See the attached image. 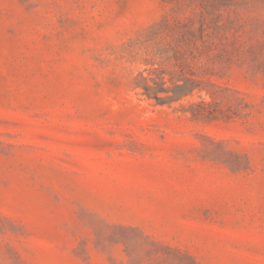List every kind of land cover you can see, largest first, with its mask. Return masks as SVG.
Here are the masks:
<instances>
[{
	"label": "rangeland",
	"instance_id": "obj_1",
	"mask_svg": "<svg viewBox=\"0 0 264 264\" xmlns=\"http://www.w3.org/2000/svg\"><path fill=\"white\" fill-rule=\"evenodd\" d=\"M0 264H264V0H0Z\"/></svg>",
	"mask_w": 264,
	"mask_h": 264
},
{
	"label": "trees",
	"instance_id": "obj_2",
	"mask_svg": "<svg viewBox=\"0 0 264 264\" xmlns=\"http://www.w3.org/2000/svg\"><path fill=\"white\" fill-rule=\"evenodd\" d=\"M186 35L194 37L193 31H186ZM211 45L202 44L201 48L195 47V51L191 50V47L188 46V50H183L181 52L176 51V56L182 57L187 53L201 54L204 51L210 50ZM192 51V52H191ZM146 72V75L144 74ZM140 72L135 78V87L142 90V94L147 96L150 99H154L159 104H170L177 102L182 98L189 96L193 93L194 90H201V82L197 81L191 77H187L184 73H180L177 77L173 73L164 71L159 68H150ZM165 75H169L167 79L171 85L166 86ZM205 105V103L199 104Z\"/></svg>",
	"mask_w": 264,
	"mask_h": 264
}]
</instances>
